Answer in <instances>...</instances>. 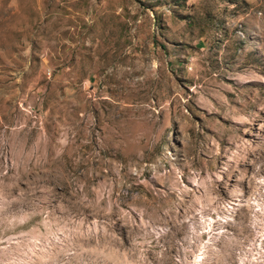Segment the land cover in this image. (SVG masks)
<instances>
[{
    "label": "rangeland",
    "instance_id": "374dc122",
    "mask_svg": "<svg viewBox=\"0 0 264 264\" xmlns=\"http://www.w3.org/2000/svg\"><path fill=\"white\" fill-rule=\"evenodd\" d=\"M0 264H264V0H0Z\"/></svg>",
    "mask_w": 264,
    "mask_h": 264
}]
</instances>
